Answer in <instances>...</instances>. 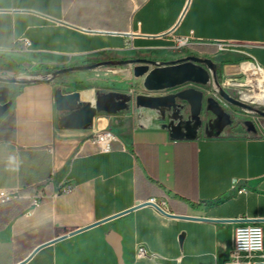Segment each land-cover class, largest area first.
Here are the masks:
<instances>
[{
  "label": "crops",
  "instance_id": "1",
  "mask_svg": "<svg viewBox=\"0 0 264 264\" xmlns=\"http://www.w3.org/2000/svg\"><path fill=\"white\" fill-rule=\"evenodd\" d=\"M176 37L221 65L247 58L264 70V0H0L7 56L24 51L61 65L143 54L170 60L187 54L167 49ZM21 38L29 49H20ZM57 87L16 86L0 121L11 114L14 123L13 137L0 139V188L21 195L0 205V264H17L47 242L22 264H224L236 227L264 225V121L245 133L212 123L177 136L175 109L129 103L71 128L59 123L70 111L57 108ZM79 97L94 101L91 90ZM103 130L114 135L108 149L91 141ZM151 198L170 215L135 207ZM238 218L246 220H227ZM138 246L149 255L138 258Z\"/></svg>",
  "mask_w": 264,
  "mask_h": 264
},
{
  "label": "water",
  "instance_id": "2",
  "mask_svg": "<svg viewBox=\"0 0 264 264\" xmlns=\"http://www.w3.org/2000/svg\"><path fill=\"white\" fill-rule=\"evenodd\" d=\"M133 65V75L135 77H142V86L144 92L137 93L134 97L124 96L122 99L116 98V93H107L94 99L93 103L76 108V103L79 99L80 93L70 92L62 93L59 89L56 90L55 99L56 106L59 110L70 111L68 114L60 118L59 123L71 128H81L89 125L93 117L101 111L108 113L125 109L129 103H134L136 106L147 108H167L175 109L174 116L179 117V122L172 125V130L178 136L179 129H185V136H190L195 133L196 128L200 127L203 122L201 116L204 112L212 113L214 124L217 129H222L229 123L226 112L216 100L211 96H205L204 90L197 85H207L210 80L214 82L218 95L227 103L247 110H254L253 106L246 102L231 96L220 85L216 78V62L208 57H201L195 54H188L176 59L170 60H155L145 57L124 58L117 60H103L92 63H81L69 65L67 67L57 68L47 78L36 79H16L0 77V83H21L50 81L58 75L76 71L89 70L98 66H115V65ZM186 86V87H185ZM172 88L171 91L162 94H152ZM8 94L6 86H0V117L5 113L9 107L11 100L5 104H1ZM258 113L264 115V110H257ZM184 111L187 112L186 118H183ZM248 130H251L250 128ZM143 204H151L161 212L170 215L165 210L161 209L156 203L152 201L136 202L135 207ZM120 214V213H119ZM116 214V215H119ZM177 216V215H176ZM180 217V216H178ZM182 217V216H181ZM206 219V218H202ZM227 220H246V219H227ZM256 220V219H249ZM97 222L96 224H99ZM78 230L69 232L73 234ZM68 235L64 234L55 240L62 239ZM184 232L178 236L179 241L182 240ZM53 240V241H55ZM52 242V241H51ZM49 243V242H47ZM47 243L37 246L24 260L17 264L26 262L39 248Z\"/></svg>",
  "mask_w": 264,
  "mask_h": 264
},
{
  "label": "rangeland",
  "instance_id": "3",
  "mask_svg": "<svg viewBox=\"0 0 264 264\" xmlns=\"http://www.w3.org/2000/svg\"><path fill=\"white\" fill-rule=\"evenodd\" d=\"M179 37L167 41L168 50L171 53L179 54L182 51H186V55L195 54L190 53L188 42L186 44L180 45L178 42ZM222 50V49H220ZM218 51V50H217ZM225 51L226 50H222ZM214 54V53H213ZM199 56L198 54H195ZM201 57H208L210 59H217L218 55L214 57L208 56L207 54H202ZM141 57H145V55H138ZM122 58H135L130 55H125ZM247 58H240L237 60H229L221 65V77L219 79V83L222 88L231 96L236 97L240 100L241 95L239 94L242 90H245V87L239 86L238 83L246 80V74L240 69L241 62H250ZM96 62V60H89L85 63ZM69 65H61V64H52L45 61H36L28 54V52L18 51L12 55H4L0 54V77L4 78H16L20 80L24 79H36V78H47L51 75V73L57 68L67 67ZM234 67L237 69L234 70ZM133 65H115V66H98L89 70H76L68 73H64L56 76L52 80L58 85V89L62 93H70V92H83L86 90H91L94 95V99L97 97H101L107 93H116V98L122 99L124 96L134 97L136 91H143L142 79L140 77H135L133 75ZM48 70H53L49 72ZM21 83H0V86H6L8 88V94L4 101L1 104L7 103L12 96L14 88ZM201 89L204 90L205 96H211L214 99L218 100L222 105H229L228 109L235 111L241 115L242 118L251 119L254 118L259 125L261 123L259 121H263L262 119H258L255 114H252L250 110L240 108L238 106H234L232 104L227 103L224 99H222L217 91L214 82L210 80L207 85H197ZM130 87L135 89V91H131ZM167 90L171 91L172 88H168ZM215 95H214V94ZM247 104L254 106L256 108L264 107L262 104L251 103L245 100H242ZM88 104L87 101H83L82 99H78L76 103V108L84 106ZM9 108L5 112H7ZM184 114H187L184 111ZM2 116L0 117V121ZM173 123V120H172ZM214 128L217 129L215 124H213ZM242 131H232L233 133L243 132L245 133L247 129L242 127Z\"/></svg>",
  "mask_w": 264,
  "mask_h": 264
},
{
  "label": "built area",
  "instance_id": "4",
  "mask_svg": "<svg viewBox=\"0 0 264 264\" xmlns=\"http://www.w3.org/2000/svg\"><path fill=\"white\" fill-rule=\"evenodd\" d=\"M178 42L180 45L186 44L187 39L185 37H179ZM18 45L20 49H29L31 43L27 38L18 39ZM219 49L232 50L229 45H218ZM255 67L262 68L256 61H250ZM114 139V135L110 130H103L91 137V141L102 147L108 149L109 143ZM71 185L62 186V190H70ZM18 190L9 188H0V204H4L20 197ZM40 195L34 196L31 200V205H38ZM149 201L154 203V198ZM161 209L165 205V201L162 204L156 203ZM164 210V209H163ZM149 254L144 246H138L136 250V256L138 258H145ZM224 264H264V225L259 224H244L236 227L234 234L233 246L229 253V258Z\"/></svg>",
  "mask_w": 264,
  "mask_h": 264
},
{
  "label": "bare ground",
  "instance_id": "5",
  "mask_svg": "<svg viewBox=\"0 0 264 264\" xmlns=\"http://www.w3.org/2000/svg\"><path fill=\"white\" fill-rule=\"evenodd\" d=\"M240 69L247 77L246 80L238 83L239 86L246 88L239 93L241 99L264 105V70L248 62L240 63Z\"/></svg>",
  "mask_w": 264,
  "mask_h": 264
},
{
  "label": "flooded vegetation",
  "instance_id": "6",
  "mask_svg": "<svg viewBox=\"0 0 264 264\" xmlns=\"http://www.w3.org/2000/svg\"><path fill=\"white\" fill-rule=\"evenodd\" d=\"M216 64L217 65H216V72L215 73H216V78L219 81V79L221 77V64H219V63H216ZM216 102L220 106L223 107L224 111L227 114V117L229 119V123L226 126H231V127L241 126V127H244L245 129H247V131H256L258 129L259 124L257 123V121L254 118H251V119L242 118L239 113H237L235 111H232V110H229L228 109L229 105L224 106L218 100H216ZM253 108H254V110H250V112L252 114H255L258 119H262L264 121V115H261L260 113H258L255 110V109H257V110H264V107L256 108V107L253 106ZM214 118H215V116L212 113H210L208 111L204 112V119L202 121L203 122V125L210 126L212 123H214L213 122ZM263 121H259V122L261 123ZM249 128L251 130H248Z\"/></svg>",
  "mask_w": 264,
  "mask_h": 264
},
{
  "label": "trees",
  "instance_id": "7",
  "mask_svg": "<svg viewBox=\"0 0 264 264\" xmlns=\"http://www.w3.org/2000/svg\"><path fill=\"white\" fill-rule=\"evenodd\" d=\"M49 72L53 71V70H48ZM51 81V80H50ZM11 107V103L9 105V109ZM13 117L11 114H8L4 120L0 123V139H11L13 137ZM12 201L4 203V204H0V205H7L10 204ZM18 202V200H13L12 203L16 204ZM19 207L18 205H15L14 207H12L11 210H9L10 214H14L18 211Z\"/></svg>",
  "mask_w": 264,
  "mask_h": 264
}]
</instances>
